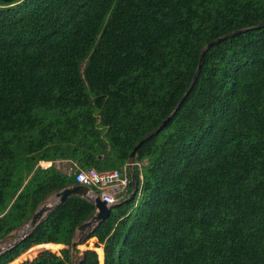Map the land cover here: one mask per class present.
<instances>
[{
  "label": "trees",
  "instance_id": "16d2710c",
  "mask_svg": "<svg viewBox=\"0 0 264 264\" xmlns=\"http://www.w3.org/2000/svg\"><path fill=\"white\" fill-rule=\"evenodd\" d=\"M141 139L83 264H264V0L0 1V211L18 161L28 220L75 184L53 162L121 169ZM93 213L68 196L0 264H70Z\"/></svg>",
  "mask_w": 264,
  "mask_h": 264
},
{
  "label": "water",
  "instance_id": "95a60500",
  "mask_svg": "<svg viewBox=\"0 0 264 264\" xmlns=\"http://www.w3.org/2000/svg\"><path fill=\"white\" fill-rule=\"evenodd\" d=\"M0 1L5 2V3H9L12 0H0ZM232 33H235V32H232ZM228 35L229 34H225L222 37H218L217 39L208 42L204 46V49H206L211 44L217 42L221 38H224V37H226ZM163 123H164V121L154 131H156L158 128H160L161 125H163ZM154 131H152L151 133H153ZM150 134H148V135H150ZM148 135H146L145 137H147ZM142 139L129 152V154H128V160L129 161H131L132 156L134 154V151H135L136 147L139 145V143L142 141ZM131 182H132V178H131ZM89 191H90V189L88 187H85V186H83L81 184H72L70 186L64 187V188L58 190L57 192H55L54 193V197L56 198L55 201L52 202V203H45V204L39 205L33 211V213L31 214V216H30V218H29V220L27 222V225L20 232V234L17 236V238L13 239L10 243H7L5 246H0V253L2 251H4L5 249L11 247L12 245L16 244L17 242H19L25 236L27 231L35 225V223L39 220V218L47 210H49L50 208L55 206L57 203L63 201L65 198H67L70 195H78V196L86 199L88 202H90L93 205V207H94V213L92 214V216L88 220H86V221L82 222L81 224H79L74 229V233L77 232V237H76V239H74V237H73L71 242H70V245H69V252H70L69 253V262H70V264H83L82 250L80 249V245L83 242H85V236L87 235V233L91 229V227L93 225H95L98 221H100L101 219L105 218L108 215L109 207L111 205H113V204L106 205L105 202L100 200L98 197H93V199H91L89 194H88ZM133 193H134V187H133V189L130 192L128 197L129 198L132 197ZM12 235H13V233H10L7 236H5V238L6 239L7 238H11Z\"/></svg>",
  "mask_w": 264,
  "mask_h": 264
},
{
  "label": "rangeland",
  "instance_id": "374dc122",
  "mask_svg": "<svg viewBox=\"0 0 264 264\" xmlns=\"http://www.w3.org/2000/svg\"><path fill=\"white\" fill-rule=\"evenodd\" d=\"M29 164L30 162L28 161H18L17 164H16V167L14 168V179H15V183H11V185H9V188L7 189L6 191V196L5 198L3 199V202H2V206H3V209L0 211V216H2L4 213H6L7 209L9 208L10 205H12L13 202H15L16 200V205L14 206V209H13V212L10 213V216H9V221L12 223V224H16V228L14 230H12L11 232L5 234L4 236H0V246H5L7 243H10L13 239L17 238V236L20 234V232L25 228V226L27 225V222L28 220L26 219L28 214H29V206H30V191L32 189V185H28L27 189L24 190L21 189L22 188V185L24 183V181L26 180V178H28V176H25L27 174V169L29 168ZM56 168H58L59 170H62V171H66L68 172V168L71 166V164H69V162H66V161H55L52 163ZM50 165V161H39L38 164H34L33 167H32V171L34 169H36L37 167H40V168H44L46 166ZM38 175L41 177L42 174L41 173H38ZM20 176L22 177L23 181H22V184L21 186L19 187V189H16L15 188V184L16 182L18 183V180L20 178ZM16 189V191H15ZM23 190V191H21ZM21 191V192H20ZM55 197H54V193L52 194H49L48 196H46L42 201H41V204H45V203H52L55 201ZM40 204V205H41ZM19 210H24L23 214H22V220L18 223V221L20 220L18 218V211ZM1 231V229H0ZM10 233H13V235L11 236V238H5V236H7L8 234ZM74 237V239H76L77 237V232L73 233L71 239ZM66 244H63L61 245L60 247L58 248H55L53 249L54 252H58L59 249H63L64 251H67L69 252V246L66 245ZM90 245V241L89 240H86L85 242H83L81 245H80V249L81 250H84V249H89L87 248V246ZM91 246L93 247V245L91 244ZM68 247V248H67ZM42 248L41 246H33L29 249H27L25 252H23L22 254H20L16 259H14L12 262H10L11 264H17L19 261L21 260H24L26 258H31L32 256L35 255V253L40 249ZM90 250V249H89ZM94 251V250H93ZM69 254V253H68ZM97 256V254H96ZM9 263V264H10Z\"/></svg>",
  "mask_w": 264,
  "mask_h": 264
},
{
  "label": "built area",
  "instance_id": "2783aa9c",
  "mask_svg": "<svg viewBox=\"0 0 264 264\" xmlns=\"http://www.w3.org/2000/svg\"><path fill=\"white\" fill-rule=\"evenodd\" d=\"M133 164L138 168L141 165L140 162L127 160L121 169L98 171L93 167L80 169L72 164L68 168V172L72 170L75 184H81L90 189L88 194L91 199L98 197L106 205H111L116 202L114 196L121 192L131 181V167Z\"/></svg>",
  "mask_w": 264,
  "mask_h": 264
},
{
  "label": "crops",
  "instance_id": "0c3cea01",
  "mask_svg": "<svg viewBox=\"0 0 264 264\" xmlns=\"http://www.w3.org/2000/svg\"><path fill=\"white\" fill-rule=\"evenodd\" d=\"M90 239H94V238H90Z\"/></svg>",
  "mask_w": 264,
  "mask_h": 264
}]
</instances>
